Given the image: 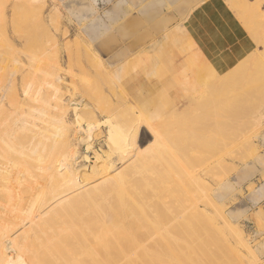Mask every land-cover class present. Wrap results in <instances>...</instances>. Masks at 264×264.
I'll return each mask as SVG.
<instances>
[{
    "label": "rangeland",
    "instance_id": "obj_1",
    "mask_svg": "<svg viewBox=\"0 0 264 264\" xmlns=\"http://www.w3.org/2000/svg\"><path fill=\"white\" fill-rule=\"evenodd\" d=\"M39 1L30 0L29 2L28 0H0V9H1L0 10V37H1L0 38V61L2 62V63L0 62V68H1L0 72L2 75L5 74L3 75L4 78L1 80L2 89H0V104L4 106L5 113L12 114V115L16 114L14 112L17 110H15L12 103L15 98H18L20 101L21 112L20 114L17 113V115L20 116L21 121L18 122L17 124L19 123L26 124L25 122H27V125L36 127L37 130L40 133H42L45 128V120H49L50 126L53 131L52 133H53V136L55 137L56 144L58 145V147L68 150L69 155H71V157L73 158H76L77 163L75 166L79 172V175H78L79 181H81L80 190L81 189L83 190V189H88L89 186H95L96 181L98 182V180L103 178V176L99 178L98 176H95L93 177V178H97L95 182L91 181L90 182L91 184H88V185H85L84 182L82 181L84 179L82 178L83 174L85 175L91 174L90 169H92L94 162L96 161L94 158V151L96 150L97 152H100V153L107 151L108 150L107 136H109V138L110 136L111 137H114V135L116 136L117 130H118V127H114L113 129L115 130L113 129L109 130V128L104 126L103 123H99V127L96 130H97V133L101 132V134L97 136L96 139L94 140L95 141L93 145L94 147L89 146L90 144L88 145L87 143L83 144L79 140L82 137L86 138V132L84 131L86 127L83 125V129H79L80 127L77 126V124H75V120L78 117V115L72 110V108L76 104H78V106L81 107L85 102H87V99H92L93 103L97 104L101 108H104L106 112L111 111L112 113H114L115 116L118 118V123L120 125H121L120 122H122L123 120L126 121L128 119L129 121L133 120L134 128L135 126L138 125L137 129L136 128L131 129L132 130L131 134L134 131L133 134L131 135V139L133 137L134 138L137 137L136 138L137 143L136 145H134L133 143L129 145L128 150L130 151L134 150L133 151L134 153L135 152L137 153L139 151L138 157L144 156L143 159H145L146 157L145 153L147 154V156L149 153L148 151L150 152L153 151L157 153L159 149H161L162 147L161 144H164V146L168 149L171 155L175 158L178 165L184 171L188 172L191 175L197 174L196 177L200 178L201 182L197 178H196L197 180L193 182L194 186L192 187L193 188L192 192L193 194H195V192H198L194 195V197H197L194 200H197L196 202L200 203L201 210L204 211L205 213H208L207 215H209L210 213V215H212L213 217H215L214 213L215 215L217 214L216 216L218 217V213L220 211L221 212L223 211L225 213L224 215L227 217V218H224L226 223L224 222L223 218L218 217L219 218L217 220L218 223H216V225L215 223L214 225H211L210 221L207 219L206 216L200 215V214L198 215L194 213L193 212L194 209H192V212L194 213V217L196 218V216H198L197 218L199 220L201 218L200 221L197 220L196 218V220L200 222V224L196 222L195 218L193 219V217H191L193 216L191 209H189L188 207H184V205L181 206L183 203L179 201V200H182V197L180 198V196H183L182 195L183 192L180 195V192L182 191V190L179 191L181 189L180 185L174 181V176L172 175L173 173L170 172L171 169L172 171L176 169L173 165L174 163L172 164L169 163V160H170L169 157H164V158L160 157L161 161L165 159L163 161H167L166 162L167 164L169 163L170 167L167 166L168 169H166L164 167L166 163L162 161L164 163V165H162L161 164L162 162L160 161V159H158L159 161H156L157 159L155 157H154L155 159L153 157H150L152 155H150L151 153H149V156L148 158H146V160L150 158L149 161L152 160L151 162L153 163L157 162L160 165H162L161 166L162 168H164V171L155 170L154 169L155 164L153 165L151 162L147 160L148 168L149 166L151 168V165H149L151 163L152 171L154 170L156 171V173L152 172L153 173L152 176H154L153 179L154 178L158 179L159 175L166 172L167 175L165 179L168 180L167 183L169 182L166 185V188L163 185H161V187L160 186L158 187L159 183H156L157 179L153 180L152 176H150L151 170L150 171L145 170L147 169V167H145L146 161L144 163L142 162L144 164L142 168L145 167L144 172L141 173L142 168L138 167L139 170H137L135 173V175L140 173L138 174L139 177L136 175L139 179L135 176V178H137L138 180L130 177L129 181L127 179V182L125 183L123 182L124 184L123 183L118 184L120 179L117 181L118 179L117 178L115 180H112L111 182L109 181L106 182L104 185L100 187L93 188L92 190L86 191L82 193L81 197L79 196L77 199H74V201L72 200L71 204H77V206L79 205L78 208L80 207V211L78 210L77 206H76L77 209L74 207L76 209L75 212L77 210L79 211V212L77 211L78 213L77 212L75 213L78 215V218H80V216L84 217L85 216L84 212L86 210L88 211L87 213L85 212V214L89 215L91 214L90 211H93L94 207H97V206H103V207L107 206L108 207V205L109 206L111 205V206H114L117 212L122 211V213L123 212L134 213L130 221H135L137 219L141 220V216H142V218L147 219V220L148 219L151 220L150 218H152L150 223L154 225V219H155V222H157L158 219L160 220L162 216H166L167 213L168 214L169 213H181V211L185 210V212H182V214H185V215L188 214V216L192 218L190 220L193 222V223L191 222L192 224L197 223L196 226H198L199 224V230H201L200 231L201 236L198 238L199 242H197V245H200V247L203 248L205 252L203 254L198 253L199 256L201 255L202 257V258L200 257L201 258L200 261L196 259V255L189 256L190 254L188 250H186L185 252L183 250L178 251V252L175 251L176 258L171 252H167L162 255L163 256L162 260L165 261L166 264L170 262L172 264H185V263L186 264L188 263L190 264H205V263L206 264H210V263L211 264H249L250 263L251 264V262H249L250 259L255 258V257L258 258V259L255 258L256 260H259L257 261L258 264H262V263L264 264V179H263L264 177V121L259 126H252L251 124L250 125L247 124L245 122L246 119L244 115L242 113H239V108L237 109L238 111L237 113L236 112L232 113L230 111L231 108L227 107L226 109L222 111L219 110V112L215 115H211V114L207 115V119L209 118V121H210V122L207 121V123L211 127H212L211 123H213L215 126L218 127V132L215 129L213 130L216 133V135L217 133H219L218 138L220 142L225 144V146H224V149H221L219 153L215 155L206 154L204 153L203 147L189 145L186 143L184 144L185 141H182V140L179 141V137L177 135H178V132H180L179 131L180 129L177 127V125L173 121H170V120L165 121L163 124L164 128L163 127H160V129L156 128L157 126L151 121L157 117L156 116L149 117V115L145 113L144 109L136 101L137 99L136 98L133 99L131 95V89L125 87L121 79L117 75L119 70L124 67H126V69L131 71V59L134 56H138V54L144 49H146L149 45H155V43H157L160 39H162L166 34H168L176 26L181 24L187 18V16L191 12V10H193L194 7L198 6L205 0H196V1L195 0H43V2L42 1L39 2ZM245 1L246 3H244ZM255 1L254 0H227L226 1L227 4L231 7V9L235 12L236 16L243 23L245 28L248 30V32L251 34L252 38L255 40L256 44L259 47V50H257V53L251 58V60H249L251 62L250 63L251 65H255V63H258L257 62L258 59L261 60L262 63H264V52H263L264 47L256 39V36L259 35L264 40V35H263L264 22H262V20L264 19V1H260V0H257L256 2ZM254 2L256 3V5H254L255 4ZM36 3H38L39 5ZM255 6H256V9H255ZM246 9L247 10L250 9V11H247ZM258 9L259 10L261 9V11H258ZM38 10L39 11L42 10V11L39 12ZM258 12H260L261 14L263 12V15L259 16L261 14H259ZM182 14L184 15L182 16ZM255 15H257L256 18H255ZM12 16H14V18ZM245 16L246 18H249L248 21L252 22L253 25H249L251 23L246 21L247 19L245 18ZM24 17L25 19H23ZM257 18H261V19L257 20ZM56 21L58 22V24ZM49 23L50 24L52 23V24L50 25ZM256 23H258L257 26H255ZM53 25H55V27H53ZM31 26H32L31 28L32 30L30 29ZM39 26H41L40 27L41 29L38 28ZM252 26L256 27V28L254 27L255 30H253ZM18 29H19V32H18ZM37 29L39 30L37 31ZM251 29L253 31H250ZM51 34L53 36H51ZM27 35H29L30 37ZM33 35H34V38H33ZM25 38L27 40L29 39L28 41H30L31 44L28 41L26 42ZM73 40L74 41L76 40V42L79 45H77L76 42L74 43ZM85 40L87 41L85 42ZM11 44L13 45V47L12 46L10 47ZM66 44L71 45L70 47L72 49H70L68 45H67L68 47H66ZM74 44H76L75 48H74L75 46ZM49 45H50V48H49ZM89 45L92 49L89 47ZM78 46L80 48H78ZM39 47L41 48L39 49ZM52 47L56 49H52ZM67 48L70 50L71 52L70 54H74L75 52L78 51L80 52L79 54L81 56H79L78 53L76 54V56L75 54L69 56V51H67L68 50ZM85 48L87 49V51L89 50V48L91 52L95 51V55L93 57L94 59H89V58H92V56L89 57V55H87L88 53L86 54L87 56H85L84 54V52H86ZM78 49H85V51L83 52V50L80 51ZM90 50L88 51L89 53H90ZM13 51L15 53H13ZM27 51L30 53H33L34 51L36 55L38 54L39 56L37 55V60H38L37 63L41 62L40 63L41 66L43 67L45 66V68H49L51 70L55 66V61L59 60V62L62 65L61 72L62 74L65 73V75H63V80L60 83H58L54 80L53 77H48L47 75L42 74L38 76V78L36 79V83H35L36 87L29 90L30 92L28 93L22 92L21 87L24 86L22 83V81H24L22 80L23 79L22 76L24 75V77L26 76V78L27 76H29L27 75L26 70H28L27 65L30 64L31 62V59L28 56H26L28 54ZM42 55L44 58L42 57ZM45 55L48 56V58H45ZM52 55L55 58L57 56L58 59L57 58L55 59ZM18 57L19 59H17ZM95 57L97 58L98 61H100L101 67L102 66L105 68L107 67L106 69L105 68L103 69L105 74L102 72V75H101V73L99 72L96 75L97 71L95 69L97 68L95 67H98V66H96V64L95 66L91 65L92 63L94 64V61H97ZM39 58L44 63L46 62L45 65ZM102 59L105 62V64L102 61ZM87 60L88 61L91 60L92 61L91 64ZM87 63H89V65ZM17 64L18 65L21 64V65L17 66ZM48 64H50V66H48ZM5 65L9 66L11 69L5 70V73H4L3 69L5 68ZM97 70L100 71L99 69ZM37 71H36V74L38 73ZM105 71H107L108 73ZM24 72L25 74H23ZM126 72L127 71L125 70L124 73ZM109 74L112 75L113 79L111 78ZM103 75L104 77H102ZM13 76H14V79L16 80L15 82L18 83L17 84V87L19 90L17 91L18 93H15L13 89L14 88L13 87ZM109 76L111 79L110 78L107 79V77ZM114 79L116 80L114 81ZM128 106L129 108H127ZM39 107L47 108L46 113L43 114L42 116L39 114V111L37 110ZM2 115H4V113ZM141 120L144 121L146 124L145 123L142 124ZM147 120L149 122H147ZM139 123H141L142 125ZM152 126H155V128L153 127L154 130L158 129L159 134H160L159 136L160 140L157 141L158 145H155L156 141L153 135L156 130L153 131ZM149 128L151 130L150 132L153 131V134L148 133ZM134 133L138 134V136ZM99 142H101L100 143L101 147L98 146ZM153 143H154V147L152 148ZM132 145H133V148H132ZM251 145L253 148L251 147ZM159 146L161 147L156 149V147H159ZM145 147L146 149H148L147 152L146 150L143 149ZM148 147L151 148V150ZM90 149H92L93 151ZM142 149L145 152V153L143 152L144 155H140V152L143 151ZM227 152L228 153L231 152L234 154L232 155L231 153H229L230 155H228ZM247 152L249 153V155H247L248 154ZM135 157L136 156H132V159L128 161L127 163L134 160ZM143 159L141 161H143ZM103 161L104 159L101 158L100 161L97 163L100 165L101 163H103ZM139 162L140 160L137 162V166H141L140 165L141 163ZM127 163L125 162L117 163L116 167L118 170L114 171L111 174L114 175L116 172L121 170ZM159 164L156 165L158 168L160 166ZM220 164H222L223 166L222 165L220 166ZM160 170H163V169L160 168ZM206 171L208 173L209 171H212V172L207 174ZM201 173H204V174H201ZM205 174H207L208 176ZM260 174H262V176H260ZM140 175L142 176L144 175V176L142 177ZM170 175L172 177H170ZM222 176H225V177H222ZM217 178H219L220 180L221 178L222 179L224 178V180H221L219 181L220 183H218ZM182 180H183V177H182ZM202 180H204L205 182ZM115 181H117V183H115ZM197 181H199L200 183L198 184ZM135 183H136V188H138L139 191H141L139 193L140 198H141V193L143 191L146 193L148 192L147 195L149 196V190H150L149 188L152 189L153 184L155 186L156 184H158L156 188L158 190L156 192V190L154 189L155 187L154 186L153 187L154 190H152L151 192L153 193L155 191L158 194V196H156L157 195L156 193H153L155 194L153 196L152 193L150 192V196L148 199V196L146 195V193L143 192V194L147 196L145 200L141 198L146 203L142 205L143 207H141L143 211L141 209L140 210L136 209L135 211L134 208H133L134 211L132 210V208L128 209L127 211V209L123 207L121 209L120 205L116 206L117 205V194H118L117 192L122 191L125 188H128L132 184H135ZM170 183L171 185L169 186ZM200 188H202L203 190H201ZM164 189H165V193H163ZM80 190L78 189V191ZM207 191L208 193H206ZM166 193H169V194H166ZM197 194H200V195H197ZM150 197H154V198L151 199ZM83 198H85V200ZM159 201H160V204L158 203ZM203 201H208L209 204L206 205L204 204ZM212 201L214 202L213 204H212ZM166 202H168V206L164 204ZM185 203L186 202H184V204ZM210 204L212 205L213 208L211 207ZM146 205H148L149 207ZM162 205L166 206L167 208L164 207L162 210L161 209V207H163ZM170 206L171 208H169ZM144 207H146V209H144ZM215 207H217L218 209H220L221 207L222 208L221 210H218ZM168 208L171 210L170 212L167 211ZM159 209H161L164 213H162V211H160ZM106 211H109V210H106ZM152 211H154V213ZM157 211H160V214L159 212L158 214H159V217L160 216L161 217L156 220V217H158V214L156 216ZM143 212H144V215L142 214ZM147 212L148 214L145 215V213ZM149 212L150 213L152 212L153 214H150ZM210 215L209 217H212ZM143 216H145L146 218ZM202 217L203 218L205 217V219H202ZM144 219H142L144 222L142 224H144V227H145V228L143 227V229L150 231L151 233L149 234H153L152 239L157 240V242L160 241L158 237L160 235H157L158 233L154 231L155 229L152 231L153 227L155 226L150 227L151 225L149 226V223L147 224L146 222L147 220L144 221ZM91 220H88V221L92 222V224L98 221L97 218L96 219L93 218L94 221L93 220L91 221ZM215 220L214 222H216ZM78 221H75L74 225H77ZM206 221H208L210 224L206 223ZM145 223L147 225H145ZM231 227H233V229ZM147 228L148 229L151 228V229L148 230ZM219 231H221V233L223 232L225 233L224 235L225 237L223 238V240L219 238V235H220ZM234 233H235V236L233 235ZM140 237L142 239V237L144 238L145 236L142 235ZM225 238H227V240ZM221 240L224 242H222ZM218 241H219V246L217 247ZM144 243L146 244V246H148V243L152 245L149 240L145 241ZM241 246L243 247L241 248ZM245 247L248 248V250H246ZM145 249H149V248L146 247ZM249 252L251 255L249 254ZM188 256L190 258H188ZM191 260L194 262L192 263ZM219 260H221L222 263H220ZM144 261H146V263H144ZM144 261H142L143 264H147V259Z\"/></svg>",
    "mask_w": 264,
    "mask_h": 264
},
{
    "label": "bare ground",
    "instance_id": "obj_2",
    "mask_svg": "<svg viewBox=\"0 0 264 264\" xmlns=\"http://www.w3.org/2000/svg\"><path fill=\"white\" fill-rule=\"evenodd\" d=\"M28 1L30 2V0H28ZM41 1L43 2V0H40L39 2H41ZM260 1H264V0H260ZM31 2H33V1H31ZM244 3H246V1ZM36 4H38V3H36ZM254 5H256V3ZM128 8H130V7H128ZM255 9H256V6H255ZM246 10H245V12H246ZM4 11H5V9H4ZM41 11H39V12H41ZM247 11H250V9ZM258 11H261V9L260 10L258 9ZM258 13L261 14L260 12H258ZM184 14H182V16ZM262 15H263V12L259 16H262ZM14 16H12V17L14 18ZM24 16H26V15H24ZM256 16L257 15H255V18H256ZM249 17H251V16H249ZM58 18H59V16H58ZM245 18H246V16H245ZM261 18H257V20L258 19L260 20ZM23 19H25V17ZM246 19H247L246 21H248L249 18H246ZM13 21H14V19H13ZM18 22H19V20H18ZM58 22H57V24H58ZM254 22H255V20H254ZM262 22H264V19L262 20ZM41 23H42V21H41ZM249 23H251L249 25H253L252 22H249ZM258 23H259V21H258ZM258 23H256L255 26H257ZM36 25H38V24H36ZM58 26H60V25H58ZM40 27L41 26H39L38 28H40ZM53 27H55V25H53ZM254 27L252 26L253 30H255ZM31 28H32V26L30 27V29ZM42 28H44V27H42ZM38 30L39 29H37V31ZM253 30L251 29L250 31H253ZM18 32H19V29H18ZM29 32H28V34H29ZM45 32H46V30H45ZM47 32H48V30H47ZM263 35H264V33H263ZM27 36H29V35H27ZM51 36H53V35L51 34ZM33 38H34V35H33ZM256 39L264 47L263 38H261L258 35V36H256ZM28 40L26 39V42ZM86 41L87 40H85V42ZM28 42H30V41H28ZM75 42H76V40L74 41V43ZM30 44H31V42H30ZM76 44L79 45L77 42H76ZM76 44H74L75 46L74 45H72V46H74V48H75ZM50 45H49V48H50ZM67 45L69 46L70 49H72L70 47L71 45L66 44V47H68ZM11 46L13 47L12 44L10 45V47ZM19 46H20V44H19ZM89 47H90V45H89ZM40 48L41 47H39V49ZM78 48H80V47L78 46ZM90 48H89V50H90ZM52 49H56V48L52 47ZM85 49H78V50H80V51L83 50V52H84ZM67 51H69V56L74 55V54L76 56L77 53L78 54L80 53L78 51L75 52L76 51L75 50L74 54H70L71 53L70 50L68 49ZM88 51L86 49V52H84L85 56L89 55V57L92 56V58L88 57L89 59H94L93 57L95 55V51L91 52V50H90V53ZM263 52H264V49H263ZM13 53H15V52L13 51ZM37 55H36V53H34V51H33V53L28 52V54L26 55L31 59V62L28 65L26 64L28 66V70H26V73L29 76H27V78H26V76L24 77V75L22 76V78H23L22 80H24V81H22L24 86L21 87L22 85L20 84L22 92L28 93V92H30L29 90L36 87V84H35L36 79L38 78V76H40L42 74H45L48 77H53L54 80L58 83H60L63 80V75H65V73L62 74V72H61V70H62L61 66L62 65L59 62V60L55 61V66L51 70L49 68H45V66L44 67L41 66V64H40L41 62L37 63L38 62ZM79 56H81V55L79 54ZM42 57H43V55H42ZM45 58H48V56L45 55ZM56 58H57V56H56ZM17 59H19V57ZM95 59L97 60L96 57H95ZM102 61H103V59H102ZM27 62H28V60H27ZM88 62H90V64H91L92 61L90 60ZM95 62H97V63H95ZM45 63H44V65H45ZM21 64H19V65H21ZM87 64L89 65V63H87ZM95 64H96V66L99 67V68L98 67H95V68L100 70V71H98L97 69H95L97 71L96 75L99 72L102 75V72L104 73L103 69L105 67L102 66L103 67L102 68L100 61H98V60L94 61V64L92 63L91 65L95 66ZM104 64H105V62H104ZM19 65L17 64V66H19ZM1 66H2V64H1ZM48 66H50V64H48ZM9 69H11V68L9 66L5 65V68L3 69L4 73H5V70H9ZM36 71L38 72L37 74H36ZM105 72H107V71H105ZM15 74H14V76H15ZM23 74H25V72ZM3 75H5V74H3ZM3 75L0 72V89H2L1 80L4 78ZM14 76H13V87H14L13 89H14L15 93H18L17 92V91H19L18 87H17L18 83L15 82L16 80L14 79ZM106 76H107V74H106ZM110 76L113 79L112 75H110ZM110 76L107 77V79L110 78ZM102 77H104V75ZM20 79H21V77H20ZM115 80L116 79H114V81ZM20 82H21V80H20ZM12 105L14 106L15 110H17L14 112V113H16L15 115L5 113L4 106L0 104V264H140V263L143 264L142 261H144L146 259H147V264H164L165 261L162 260L163 254H165L167 252H171L176 258V252L175 251L178 252V251H182V250L184 252L186 250H188V252L190 254L189 256L196 255V259L198 261L201 260L202 257H201V255L199 256V254H203L205 252V250L203 248H201L200 245H197V242H199L198 238L201 236V233H200L201 230H199L200 222L197 221V220H199L197 218L198 216H196V218H197V220H196V218L194 217V213H196L198 215L200 214V215L206 216L207 219L210 221L211 225H214V223L216 225V223H218L217 220L219 218H223V220H224V218H227V217L224 215L225 213L223 211L222 212L220 211L218 213V217H219L218 218L216 216L217 214L215 215V213H214L215 217L210 215V213H209V215L212 217H209V215H207L208 213H205L204 211L201 210L200 203L196 202L197 200H194L195 198H197V197H194V195L198 192L194 191L195 194H193V192H192V189H193L192 187L194 186L193 182H195L197 179L200 180V178L196 177L197 174L191 175L188 172L184 171L178 165L177 161L171 155V153L168 151V149L164 146V144H161L162 147L161 146L156 147V149L161 147V149H159V151L157 153H155L153 151H151V152L148 151L149 153H151L150 155H152L150 157H153V158L155 157L157 159L156 161H159L158 159H160V157H163V158L169 157V159H170L169 163L170 164L174 163L173 165L176 169L174 171H172V169L170 168L171 169L170 172L173 173L172 175L174 176V181L180 185L181 189L179 191L182 190L180 192V195L183 192V194H182L183 196L179 195L180 198L182 197V200H179V201H181V203H183L181 206L184 205V207H188L189 209H191V212H192V209H194L193 210L194 213L192 212L193 216H191V217H193V219L195 218L196 222L199 223L198 226H196L197 223L192 224L193 222L190 221L192 218L189 217L188 214L187 215L182 214V212H185V210L181 211V213H169V214L167 213L166 216H162V218L159 220L158 218L161 217V216L159 217L160 211H162L164 207L168 206V202L164 203L166 206L162 205L163 206V207H161L162 210L159 209L160 211H157V213L155 212L156 216H157L158 212H159V214H158V217H156V220L158 219L157 222H155V219L153 218L154 219V225L152 223H150V221L152 220V218H150V217H148L151 219V220L148 219L149 221L147 219L142 218V216H141V220L140 219H137V220L134 219L135 221H130L131 217L134 213H132V212H130V213L129 212L128 213L123 212L122 213V211L117 212L116 209L114 208V206H111V205L110 206L108 205V207L107 206H105V207H103V206L94 207L93 211L89 210L91 214L93 213L92 215L91 214L86 215L85 212L87 213V211H88V210H86L84 212L85 216L82 214L84 217L80 216V218H78V215L75 213L78 210L80 211V207L78 208L79 205L77 206V204H71V201L72 200L74 201V199H77L79 196L81 197L82 193L89 191V190H92L93 188L100 187V186L104 185L106 182H108V181L111 182L112 180H115L117 178H118L117 181L120 179L118 184H121L123 182L124 183L127 182V179L129 181L130 177L137 179L139 177L138 174H140V173L136 174L138 177L135 175V173L137 170H139L138 167L142 168V166H144L143 163L145 161H146L145 167H147V169H145V170H148V171L151 170L150 176H152L153 175L152 172L156 173L155 170L164 171V168H162L161 166L164 165V163H166L167 161H163V160H165V159H163L162 160L164 162L163 163L160 159V161L162 162L161 163L162 165H160L159 163H157L155 161L157 164L160 165L158 168L156 166L157 165L156 163L151 162L152 160L149 161V159H150L149 158L147 160L149 162H151L153 165L155 164V166H154L155 170L153 169L154 171H152V169H151L152 164L151 163L149 164V165H151V168H150V166L148 168V165H147L148 161L146 160V158H148L149 153L147 156V154L144 152V150H146V152L148 150V149H146V147L143 148L144 150L142 149L143 150L142 152H140V155H144V153H145V156H146L145 159H143L144 156L138 157L139 151L137 153L136 152L134 153L133 152L134 150H131V151L128 150L129 145H131L132 143L134 145H136V143H137L136 142L137 137L134 138L132 136L133 138L131 139V135L134 132L133 131L131 134V131H132L131 129L132 128L137 129L138 125L135 126V128H134L133 127L134 126L133 120L129 121V119L126 121L123 120L122 122H120L121 123V125H120L118 123V118L115 116L114 113H112L109 110H108L109 112H106L104 110V108H101L97 104L93 103L92 99H87V102H85L81 107H79L78 104H76L72 108V110L78 115V117L75 120V124H77V126L80 127L79 129H83V125L86 127L84 130L86 132V138L82 137L79 140L83 144L87 143L88 145L90 144L89 146H93L95 143L94 140L96 139L97 136H99L101 134V132L97 133V130H96L99 127V123H103V125L108 127L109 130L113 129L114 127H118V130H117L116 136L115 135H114V137L110 136V138H109V136H107V138H108V142H107L108 150L107 151L100 153L94 149L95 150L94 151V158L96 161L94 162L92 169H90L91 174H93V175L90 174L91 175L90 176V175L83 174L82 178H84V179L82 181L84 182L85 185H88V184H91L90 183L91 181L95 182V180L97 179V178H93L95 176H98V178L103 176V178L98 180V182L96 181L95 186H89L88 189H83V190L81 189L80 190V186H81L80 182L81 181H79V177H78L79 172L75 166L77 163L76 158L71 157V155H69L68 150H65L64 148L58 147V145L56 144L55 137L53 136V133H52L53 131H52V128L50 126L49 120H45V128H44V131L42 133H40L36 127H32L30 125H27V122H25L26 124H22V123L17 124L18 122L21 121L20 116L17 115V113L20 114V112H21L19 99L15 98ZM127 108H129V106ZM37 110L39 111V114L42 116L43 114L46 113L47 108L39 107ZM3 113H4V115H2ZM144 118H145V116H144ZM137 120H139V119H137ZM141 122H142V124L145 123L142 120H141ZM147 122H149V121L147 120ZM139 124H141V123H139ZM153 127L155 128V126H152V128ZM150 128H149V130L147 129L149 131L148 133L153 134V131H155L156 129L154 130V128H153V131L150 132L151 131ZM113 130H115V129H113ZM95 131H96V133H95ZM155 133H154L153 137L155 138V141H156L155 145H158L157 141L160 140L159 139L160 134H159L158 129L155 131ZM134 134H136V133H134ZM108 135H109V133H108ZM136 135L138 136V134H136ZM152 142H154V141H152ZM160 142H159V144H160ZM100 143L101 142L98 143L99 144L98 146L101 147ZM153 147H154V143L152 145V148ZM251 147H252V145H251ZM86 148H87V146H86ZM88 148H90V147H88ZM132 148H133V145H132ZM149 149L151 150V148H149ZM90 150H92V149H90ZM137 150H138V148H137ZM152 152H153V154H152ZM231 152H232V150H231ZM231 152H229V153H231ZM154 153H155V155H154ZM229 153H228V155H230ZM243 153H244V151H243ZM231 154L233 155L234 153H231ZM247 155H249V153ZM132 156H136V157L134 158V160L127 163L128 161H130L132 159ZM219 157H221V156H219ZM101 158H103L104 161H103V163H101L99 165L97 162H99ZM140 158H142L143 161H141L142 159H140ZM86 159H87V157H86ZM139 160H140L139 163H141L140 164L141 166H137V162ZM166 160H168V159H166ZM120 162H125L127 164L121 170L116 172L114 175L111 174L114 171L118 170L116 165H117V163H120ZM169 163L168 164L166 163L164 165V167L166 169H168L167 166L170 167ZM221 165L222 164H220V166ZM220 166H219V168H220ZM145 167H143L142 169L140 168L141 173L144 172ZM217 167H218V165H217ZM160 168L163 170H160ZM224 170H225V168H224ZM228 171H230V170H228ZM211 172L212 171H209V173H211ZM230 172H232V171H230ZM161 173H163V172H161ZM206 173L209 174L207 171H206ZM201 174H204V173H201ZM207 174H205V175H207ZM223 174H221V175H223ZM158 175H157V177H158ZM166 175H167L166 172H164L163 174L159 175L158 179L154 178L155 180L157 179V182L156 181H154V182L159 183V185L156 184V186H155L154 184L153 185L150 184V185H152V189L149 188L150 189L149 190V196H150V192L152 190L155 189L157 192V190H158V189H156L157 185H158V187L159 186L161 187V185H163L166 188V185L169 183V182L167 183L168 180L165 179ZM135 176L137 178H135ZM140 176H142V175H140ZM225 176H222V177H225ZM260 176H262V174H260ZM153 177L154 176H152V179H153ZM170 177H172V176L170 175ZM182 177H183V180H182ZM217 179H218V183H220L219 181L224 180V178L223 179L221 178V180L219 178H217ZM263 179H264V177H263ZM153 180H152V182H153ZM171 180H172V178H171ZM117 181H115V183H117ZM202 181H204V180H202ZM200 182H201V180H200ZM200 182L197 181L198 184ZM212 182H213V180H212ZM170 185H171V183L169 184V186ZM207 185H209V184H207ZM202 186H204V185H202ZM153 187H154V189H153ZM78 189L80 191H78ZM200 189L203 190L204 187H203V189L202 188H200ZM204 191H206V190H204ZM140 192L141 191H139V189L136 188V183L132 184L130 187L125 188L122 191L117 192L118 194H117V205L116 206L120 205L121 209L123 207V208L127 209V211L130 208H132V210L134 208L135 211H136V209L142 210V208H141V207H143L142 205L146 204L145 201H143L142 199L145 200V198H147L148 192L146 193L143 191L144 193H146L147 196H145V194H143V192L141 193L142 199L140 198V194H139ZM156 192L154 191L153 193H156ZM153 193H152V195L154 196L155 194H153ZM163 193H165V189H164ZM206 193H208V191ZM166 194H169V193H166ZM197 195H200V194H197ZM149 196H148V199H149ZM156 196H158V194ZM85 198H83V199L85 200ZM150 198L152 199L154 197H150ZM153 202H154V200H153ZM184 202H186V203L184 204ZM203 202L206 205L209 204L208 201H203ZM158 203L160 204V201ZM213 203L214 202L212 201V204ZM176 205H177V203H176ZM76 206H77L78 210L75 212V210L77 209ZM146 206H148V205H146ZM184 207H182V208H184ZM211 207H212V205H211ZM169 208H171V206ZM169 208L167 209V211L170 212L171 210ZM179 208H180V206H179ZM215 208L218 209L217 207H215ZM221 208L218 210H221ZM144 209H146V207H144ZM147 209H149V208H147ZM106 210H109V211H106ZM152 212L154 213V211H152ZM152 212L151 213L149 212V213L153 214ZM162 213H164V212L162 211ZM142 214L144 215V212ZM142 214H140V215H142ZM146 214H148V212L145 213V215ZM143 217H145V216H143ZM199 217H201V216H199ZM93 218L98 219V221L95 220V221H97V222H95L96 224L95 223L92 224V222L88 221L91 219L93 220ZM142 219H144V221L147 220L146 222H147V224L149 223V226L151 225L150 227L155 226V227H153L152 231L155 229L154 231L156 233H158L157 235H160V236H158L160 241L157 242V240L152 239L153 234H149V233H151L150 231L143 229L144 224H142V223H144V222ZM202 219H205V217L204 218L202 217ZM200 220H201V218H200ZM214 220L216 222H214ZM75 221H78L77 225H74ZM224 222H225V220H224ZM206 223H209V222L206 221ZM147 224L145 223V225H147ZM231 228L233 229V227H231ZM150 229H148V230H150ZM227 229H228V227H227ZM143 230H145V231H143ZM208 230H209V228H208ZM219 234H220L219 238L223 240V238L225 237L224 236L225 233L224 232L221 233V231H219ZM142 235L145 237L144 238L142 237V239H141L140 236H142ZM233 235L235 236V233ZM227 238H225V239L227 240ZM147 240H149L152 245H150L148 243V246H146V244L144 242ZM201 242H203V241H201ZM222 242H224V241H222ZM226 243H227V241H226ZM222 244H224V243H222ZM218 246H219V241H218L217 247ZM146 247L149 249H145ZM242 247L243 246H241V248ZM220 249H221V247H220ZM216 250H218V249H216ZM246 250H248V248H246ZM236 252H238V251H236ZM250 252H249V254H250ZM252 255H254V254H252ZM189 256H188V258H190ZM211 257H213V256H211ZM255 258H251L249 262H251V264H258L257 261H259V260H256L258 258H256V259ZM218 259H219V257H218ZM191 262L193 263L194 261L191 260ZM219 262L222 263L221 260H219ZM235 262H236V260H235ZM144 263H146V261H144ZM170 263H168V264H170ZM201 263H202V261H201ZM165 264H166V262H165ZM188 264H190V263H188Z\"/></svg>",
    "mask_w": 264,
    "mask_h": 264
},
{
    "label": "crops",
    "instance_id": "obj_3",
    "mask_svg": "<svg viewBox=\"0 0 264 264\" xmlns=\"http://www.w3.org/2000/svg\"><path fill=\"white\" fill-rule=\"evenodd\" d=\"M253 40L225 0H205L134 56L131 71L117 75L145 113L157 117L151 121L157 128L173 121L179 141L215 155L225 144L207 115L239 108L247 124L264 121V63L250 64L259 50Z\"/></svg>",
    "mask_w": 264,
    "mask_h": 264
}]
</instances>
